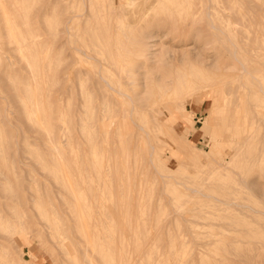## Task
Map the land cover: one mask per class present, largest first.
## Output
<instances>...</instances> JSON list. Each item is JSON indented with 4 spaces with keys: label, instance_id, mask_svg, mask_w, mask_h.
<instances>
[{
    "label": "bare ground",
    "instance_id": "6f19581e",
    "mask_svg": "<svg viewBox=\"0 0 264 264\" xmlns=\"http://www.w3.org/2000/svg\"><path fill=\"white\" fill-rule=\"evenodd\" d=\"M63 1L65 5H61L62 9L57 11L58 5L52 4L53 1L50 4L49 0H0V22L3 21L0 31H5L3 39L7 38L5 42L0 36V46L7 45L6 52L12 53L13 59L15 56L19 57L17 62L20 59L19 66L16 63L15 67L14 60L11 63L8 60L9 54L5 55V45L1 46L5 48V57L2 53L0 57H8L6 59L10 63L5 62L6 59L0 62V98L4 99L3 105L0 100V157L11 168L17 161L16 156H33L42 168L54 175L63 190L70 188V183L69 179L61 182V175L64 176L65 172L70 175L69 170L73 167L77 170L82 167L88 171L87 166L79 161L86 156L92 158L90 167L94 172H90L87 179L83 173L82 184L86 187L70 191L72 196H80L86 205L87 222L91 228H81L76 221V228L72 231L69 225L76 239L65 252L70 260L69 264H264V190L258 189L257 180L243 181V176H240L236 180L237 188L221 194L202 191L196 187H188L189 191L186 192L166 191L168 201H164V189L161 187L158 191L147 189L144 192L142 189L138 192L134 188L137 193L133 192L135 180L131 175V163L136 155L131 158V140L145 137L149 128L144 125L146 118L142 117L138 122L133 117V113H137L135 100L125 89L132 82L127 79L126 74L132 75V72L127 63V67L122 63L121 57L126 53L122 52V42L118 32H115L117 25L112 24L114 20L119 21L122 12L120 9H125L132 1L119 0L116 7L115 4L108 3V0L102 4H98L101 0H82L85 7L80 9L74 7L72 0H61L60 3ZM152 1L154 4L156 0ZM148 4L149 9L156 5L155 3L149 7L151 4ZM213 7L216 5L211 8ZM48 8L50 12L46 13ZM197 8L199 9V5L196 10ZM95 9L97 13H94ZM118 10L120 13H115ZM142 10L145 15L148 9ZM138 12L141 13L137 9L136 16ZM221 14L219 13V18L223 20L225 17L221 18ZM40 16H44L41 17L42 23L37 19ZM136 16L137 28L139 16ZM129 17L131 18L130 15ZM134 20L136 19L132 21L131 18L132 23ZM145 24L147 26L148 22ZM133 26L134 24L132 28ZM141 26L145 25L142 23ZM221 29V33H224ZM44 30L47 32L46 36L41 34ZM184 32L183 34L187 33ZM39 33L46 37H43L45 40L36 38ZM140 37L139 40L147 39L142 40L143 45L138 39H133L141 45L136 46L141 57V52L147 49L146 44L155 37L149 33ZM86 39L90 42H86ZM128 42L131 39L125 40L123 46L128 47ZM195 49L191 50H198ZM129 50L130 48L127 51ZM185 52H181L182 55L180 53L176 59L191 62V52ZM198 52L194 53L196 57L200 55ZM203 58L200 57V68H205L203 62L206 57ZM90 63H93V69L83 67ZM9 109L15 119L8 116ZM16 131L20 132L21 140H17ZM245 131L240 124H235L228 126L227 136L235 139ZM27 133L34 134L36 142L28 140ZM249 136L247 134L246 139ZM237 143L231 142L225 148L234 149ZM120 148H124L126 167L124 192L120 181L112 176L118 171L116 160ZM187 158L197 164L200 155L191 154ZM202 163L197 165L202 166ZM221 166L223 164H219ZM203 177L201 179L204 181ZM155 181L156 185L157 179ZM2 185H8L12 197H16L17 185L10 182L0 169V186ZM76 185L77 183L73 184ZM246 188L251 189L246 192ZM98 197L102 203L93 206L87 204L90 201L99 202ZM68 206L71 210L74 209L72 204ZM18 213L20 217H24L23 211ZM4 217L0 209V224ZM17 217L18 214L16 220ZM69 219L70 216H66V220ZM18 223L22 226V221ZM22 255L19 260H15V264H21L25 260Z\"/></svg>",
    "mask_w": 264,
    "mask_h": 264
},
{
    "label": "rangeland",
    "instance_id": "374dc122",
    "mask_svg": "<svg viewBox=\"0 0 264 264\" xmlns=\"http://www.w3.org/2000/svg\"><path fill=\"white\" fill-rule=\"evenodd\" d=\"M51 1H53L52 4H56L55 6L58 5L57 11L62 9L61 5H65V1L61 4V0L57 2L49 0L50 4ZM131 1L132 5H128L126 10L120 9L123 13L119 10L115 12L117 14L119 12L121 17L118 18V22L113 21L116 24L113 22L112 24L117 25L115 32H118L122 42L121 47L124 48L122 52L126 53L123 58L121 57L122 63L126 67L127 63L128 69L132 72V75L131 73L126 75L127 79L133 83L129 81L131 83H128L125 89L135 100L137 113L134 112L133 117L138 122L142 117L146 118L144 125H148L149 128L145 137L131 140L133 150L131 158L136 155V159H133L131 163V175L135 180L133 192H140L141 189L143 192L147 189L158 191L161 187L162 190L164 189V201L169 200L166 191L186 192L189 191L188 187L221 194L237 188L236 180L240 176H243V181L257 180L258 189L264 190V0H199V2L198 0H154L156 5L151 3L152 0L151 2L149 0ZM100 2L107 3L101 0L98 4ZM118 2L119 0L110 2L108 0V3L115 4L116 7ZM72 3L78 9L85 7L82 0H72ZM144 4L146 7L147 4L150 5L149 7L154 6L149 9L144 7ZM209 4L211 7L212 5L216 7H208ZM198 5L199 9L196 10ZM140 7L144 10L148 9V13L146 11L144 15L145 11ZM134 9L136 13L137 9L141 11V13L138 12V16L143 18L140 20L138 18L137 28L135 26L137 14ZM123 10L128 13H124ZM48 11L50 12V8L46 13ZM94 11L97 13L96 9ZM219 13H222L221 18L224 16L227 19L221 20ZM89 14L91 15L90 12ZM129 15L132 21L136 19L133 23L131 18H128ZM41 17L44 16L37 17L40 22ZM93 21L94 19L92 23ZM214 21L216 23L224 21L221 24L226 26H219L221 25L219 23L216 25ZM142 23L146 27L141 26ZM210 23H214L215 27ZM133 24L135 29L132 28ZM217 26L222 27L220 29L224 33H221ZM182 29L187 33L181 31ZM146 31L155 38L146 44L147 49L141 52L140 57V51L136 50V46H141L139 41L142 44V40H147L144 38L139 40L140 36L147 35ZM176 32L179 33L176 34ZM2 33L1 39L6 36L5 31L2 30ZM41 34L46 36L47 32L41 31ZM41 34L39 33L36 38L45 40L46 37ZM202 36L206 38L203 39ZM128 37L131 42L127 43L128 47H125L130 50L127 51V49L126 52L123 44L125 40L130 41ZM133 38L139 41L136 42L137 40ZM6 39L3 40L6 42ZM88 39L86 42H90ZM1 46L0 53L3 54L5 48V52L8 49L7 45L4 49ZM195 48H198L199 57L195 56L197 51L191 50H196ZM185 51L191 52V62L188 60L185 63L176 59L181 52L185 54ZM6 54H9V59L6 58L11 63L14 60L15 67L19 66L20 59L17 62L19 57L15 56L13 59V54L9 51ZM5 55L3 54L4 57ZM203 56L206 57L203 62L205 68H200L202 66L199 61ZM3 59L0 57V62H4L5 59ZM7 59L5 62L8 61ZM141 61L145 68L141 65ZM136 64L140 65L139 70ZM83 67L91 70L93 63L85 64ZM137 70L139 74L136 73ZM129 86L131 89L128 88ZM186 92L190 95L185 94ZM0 100L3 105L4 99L0 98ZM125 103L128 105L127 100ZM7 113L9 117L15 119L10 109ZM235 124H240L246 131L234 139L233 136H227V129L228 126ZM16 126L15 124L14 130ZM30 134L27 133L28 140L32 143L36 142L35 135ZM247 134L250 135L248 139H246ZM16 135L17 140L22 139H20V132L16 131ZM236 141L238 143L234 149L225 148ZM175 142L179 145L177 146ZM123 150L124 148L119 149L116 160L118 171L112 175L114 179L120 181L122 192L125 191L126 168ZM191 154L200 155L197 164L203 161L202 166L199 165V167L188 160L187 156ZM24 156V154L22 157L16 156L15 166L11 168L9 163L0 157V169L8 176L10 182L17 185L16 197H12L8 185L0 186V209L5 216L0 224V264H15V260H19L22 254L25 260L21 264H69L70 260L65 252L67 253L71 242H76L71 232L76 228V221L81 228H91L87 222L86 205L80 196L74 197L70 191L82 186L86 187L82 184L83 173L87 179L88 174L94 172L90 167L93 160L86 156L79 161L87 166L88 171L83 170L82 167L80 170L73 167L69 170L70 175L66 172L64 176L61 175V179L59 178L61 182L69 179L70 183V188L63 190L54 175L42 168L33 156ZM46 161L49 162L48 159ZM219 164L223 166L219 167ZM52 168L57 169L55 166ZM201 177L206 181H203ZM75 183L77 185L73 186ZM134 188H137V191H134ZM250 189L244 190L248 192ZM122 195L124 196V193ZM98 198L99 202L90 201L87 204L93 206L102 203L101 198ZM68 204H72L74 209L71 210ZM106 204L110 205L109 202ZM19 211L24 212V217L19 216ZM68 215L70 219L67 221ZM19 221H22V226L19 225ZM65 229L67 230L64 232ZM79 259L81 261L80 256Z\"/></svg>",
    "mask_w": 264,
    "mask_h": 264
}]
</instances>
